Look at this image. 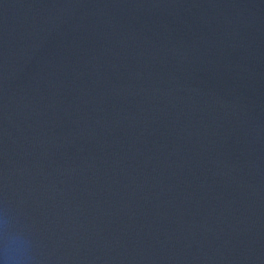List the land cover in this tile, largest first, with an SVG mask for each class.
I'll return each mask as SVG.
<instances>
[{
    "label": "water",
    "instance_id": "obj_1",
    "mask_svg": "<svg viewBox=\"0 0 264 264\" xmlns=\"http://www.w3.org/2000/svg\"><path fill=\"white\" fill-rule=\"evenodd\" d=\"M0 264H264V0H0Z\"/></svg>",
    "mask_w": 264,
    "mask_h": 264
}]
</instances>
